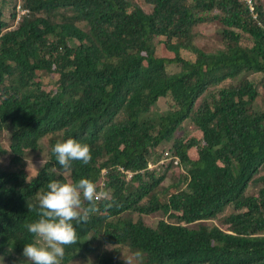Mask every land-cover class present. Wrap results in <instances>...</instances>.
<instances>
[{
	"label": "trees",
	"instance_id": "obj_1",
	"mask_svg": "<svg viewBox=\"0 0 264 264\" xmlns=\"http://www.w3.org/2000/svg\"><path fill=\"white\" fill-rule=\"evenodd\" d=\"M250 1L255 19L245 0H143L148 14L128 0H0V264L33 241L47 183L82 177L101 195L83 202L61 264H264V9ZM207 25L220 28L211 51L196 44ZM69 137L90 146L87 164L57 163ZM165 146L177 163L148 170ZM32 155L46 161L33 175Z\"/></svg>",
	"mask_w": 264,
	"mask_h": 264
},
{
	"label": "clouds",
	"instance_id": "obj_2",
	"mask_svg": "<svg viewBox=\"0 0 264 264\" xmlns=\"http://www.w3.org/2000/svg\"><path fill=\"white\" fill-rule=\"evenodd\" d=\"M52 152L62 167L73 161L87 164L91 158L90 146L74 137L55 143ZM99 195L88 178L76 182L50 180L38 197V218L26 224L27 231L34 235L33 241L23 246V264H61L65 246L78 240L76 225L88 218L90 209L83 202L91 204Z\"/></svg>",
	"mask_w": 264,
	"mask_h": 264
},
{
	"label": "rangeland",
	"instance_id": "obj_3",
	"mask_svg": "<svg viewBox=\"0 0 264 264\" xmlns=\"http://www.w3.org/2000/svg\"><path fill=\"white\" fill-rule=\"evenodd\" d=\"M133 2L135 5L139 6L145 13H149L151 11V8L149 6H147L146 4H144L143 0H128ZM21 2V1H20ZM20 2H18V7L20 5ZM262 5H263V9H264V0H261ZM17 7V9H18ZM12 7H10L11 9ZM18 16L19 17H23L22 15V11L19 12L17 11ZM10 14L9 12L6 11V19L9 22L10 25V29H16L18 27L19 24V17L18 19L15 20H11L10 19ZM218 29H220L218 26H213V25H207L204 27H201L199 29L200 31V38H197L196 44L203 49L204 51H211L212 49H217L220 47L221 45V37L218 33ZM163 39H158L155 42L158 43L159 41H161ZM241 44L244 47H249L251 46L250 42L247 40L246 36H243L242 40H241ZM170 71H174L173 68L170 69ZM259 92L261 93L260 96L257 98V105L259 108H264V90L262 89L261 86H259ZM168 107H169V103H161V104H157L154 108H153V112L156 115H163L165 113L168 112ZM6 140L8 141V134H6ZM160 148V147H158ZM166 151H169V148L167 146L158 149L157 152L161 155V158L163 157V153H165ZM170 152V151H169ZM9 155H5L4 158L0 159L1 162H5L8 159ZM29 160V158H28ZM170 160L166 159L165 160V164L168 163ZM45 159L43 156H36V155H32L31 159L29 160V167L30 169L28 170V172L33 175L35 172H37V170L45 163ZM169 176L170 174H167V178L165 180V184L167 185L169 183ZM257 192V188L256 187H252L248 190L249 194H256ZM147 223L151 224L152 226H156L158 218H146L145 219ZM125 257L127 260H134V256L131 253L125 252ZM3 259L5 260V262H16V261H23L26 258L21 255V254H17V253H12V250H8V253H6L3 257ZM72 264H92V259H90V256L86 257V258H82V259H78L76 260L74 263Z\"/></svg>",
	"mask_w": 264,
	"mask_h": 264
},
{
	"label": "built area",
	"instance_id": "obj_4",
	"mask_svg": "<svg viewBox=\"0 0 264 264\" xmlns=\"http://www.w3.org/2000/svg\"><path fill=\"white\" fill-rule=\"evenodd\" d=\"M245 2L247 3V5H248V7H249V10H250V13L251 14H253V18L255 19L256 18V16L254 15V7H253V5H252V3H251V1L250 0H245ZM18 11L19 12H23L22 13V15H25V14H27L28 12H26V11H23L22 10V8H21V6H19L18 7ZM20 20V19H19ZM166 159H169V160H174L173 162H174V164H176L177 163V159L176 158H173L170 154H169V152H165L164 153V155H163V157L159 160V161H157V163H154V162H152V163H149V165H148V170H153V169H159L160 168V165H166L165 164V160ZM131 176V174H128V178Z\"/></svg>",
	"mask_w": 264,
	"mask_h": 264
}]
</instances>
